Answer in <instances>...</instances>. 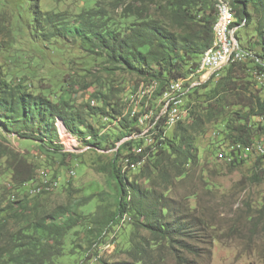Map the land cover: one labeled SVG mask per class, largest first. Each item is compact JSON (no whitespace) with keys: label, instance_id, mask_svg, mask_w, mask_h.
Returning <instances> with one entry per match:
<instances>
[{"label":"trees","instance_id":"16d2710c","mask_svg":"<svg viewBox=\"0 0 264 264\" xmlns=\"http://www.w3.org/2000/svg\"><path fill=\"white\" fill-rule=\"evenodd\" d=\"M17 1L27 3L26 12L18 11V16L23 20V27L26 23L25 29L35 45L47 46L51 41L67 38L78 41L90 54L103 59L105 71L134 76L136 80L131 86L134 90L131 88L129 95L136 92L141 81H157L158 87L149 102L145 98L138 100L140 113L145 107L155 105L169 80L183 77L195 68L213 41L216 0H113L121 9L122 21H114L107 9L98 4L67 16L42 11L36 3L30 4L31 0ZM226 1L236 15L234 25L239 30L250 27L248 33H234L240 48L250 55L245 60L229 63L189 89L185 97L187 118L175 124L172 135L168 136L161 117L152 130L150 144L141 137L127 138L139 134L140 125L137 116L129 112V100L118 97L121 88L110 86L107 92L92 94L96 103L86 104V116L75 111L65 99L53 101L42 93L30 92L21 80L12 84L0 74V128L4 132L34 141L43 151H61L62 157L67 158L71 153L61 150L55 124L59 120L80 145L112 152L108 162L112 186L107 195L111 200L98 192L101 204L95 212L84 213L83 208L92 196L52 208H43L38 200H33L51 191L29 194L28 182L39 180L40 174L35 177V166L24 155L5 148L3 155L13 181L9 188L15 186L10 188V199L0 196V264H59V258L65 254L66 237L72 230L85 227L88 235L97 236L107 227L132 219L136 235L140 231L145 234L139 241H134L137 237L132 234L131 261L116 264H151L145 262L148 257L145 245L150 246L147 241L166 242L193 252V246L186 240L195 223L188 208L179 204L169 211L170 203L165 202V196H157L152 188L161 186L168 191L176 179L188 173L187 167L199 165L196 137L206 132L207 124L226 119V134L213 130L212 135L218 142L227 141L229 146L241 144L245 148L264 138V94L249 80H258L260 73L264 75V0ZM211 83L213 87L202 107L188 100L196 89ZM94 116L102 118L105 128L100 130L92 123L89 117ZM134 147H139L140 152H132ZM126 156L131 164L144 160L136 167L139 172L132 179L127 175L136 169L123 168ZM250 156L232 163L247 161ZM261 157L264 155L256 156L255 165ZM138 179L148 181L152 188L146 189ZM170 213L173 216L169 218ZM176 258L181 264L187 261L183 255L177 254Z\"/></svg>","mask_w":264,"mask_h":264},{"label":"rangeland","instance_id":"374dc122","mask_svg":"<svg viewBox=\"0 0 264 264\" xmlns=\"http://www.w3.org/2000/svg\"><path fill=\"white\" fill-rule=\"evenodd\" d=\"M31 3H36L42 11L59 12L67 16L78 14L83 7L98 4L107 9L106 12L114 21H122L121 9L113 4V0H31ZM26 10L25 2L0 0V44L4 40L8 41L6 45H0V74L3 77L12 84L21 80V84L30 92L42 93L53 101L65 99L75 111L86 116V104H91V101L96 103V99L91 97L94 93L107 92L110 86H114L122 89L119 98L130 96L131 86L136 80L134 76L119 71H105L102 69L103 59L90 54L87 47L78 41L67 38L51 41L47 46L35 45L25 29L26 23L23 27V20L18 16V11L25 13ZM249 31L250 27H242L237 30V34ZM249 80L264 94V79ZM211 87L213 83L196 89L188 96V100L202 107ZM188 114L189 110L182 121ZM89 119L100 130L105 126L102 118L94 116ZM57 122L60 121L56 120L55 124ZM173 128L167 126L168 136L172 135ZM213 130L225 135L226 119L207 124L206 132L196 137L199 165L196 168L187 167L188 173L176 179L172 189L164 191L161 186L154 189L148 181L137 180L146 189L152 188L157 196L163 194L165 202L170 203L169 211L183 204L195 222L190 236L186 237L193 246V252L172 247L166 242L147 241L150 246L145 245L148 255L146 263L181 264L176 258L179 254L186 257L184 264H264V157L255 165L256 156L260 154L229 149L227 141L218 142L214 138ZM262 140L264 142V138ZM116 144L119 145L120 141ZM5 148L24 155L35 166V177L48 172L57 181L51 192L33 199L38 200L43 208L92 196L84 210L78 211L95 212L101 204L98 192H103L102 196L111 200L107 197L112 186L108 174L111 150L87 148L70 134L62 142L61 150L71 154L63 158L61 151H43L34 141L7 134L0 128V196L6 200L10 199V188L15 185L9 188L13 181L3 155ZM224 150H227L226 153ZM248 155L251 156L247 161L232 163ZM230 156L232 158L227 159ZM138 172L139 169L131 170L127 176L132 179ZM172 216L171 213L168 215L169 218ZM132 222L133 219L125 220L107 227L97 236L88 235L85 227L72 230L66 237L65 254L59 258V264H116L131 261L132 234L137 237L134 241H139V237L145 234L140 231L136 235ZM75 230L77 232L74 233Z\"/></svg>","mask_w":264,"mask_h":264},{"label":"bare ground","instance_id":"6f19581e","mask_svg":"<svg viewBox=\"0 0 264 264\" xmlns=\"http://www.w3.org/2000/svg\"><path fill=\"white\" fill-rule=\"evenodd\" d=\"M215 7H216V20L212 27L213 41H212V44L201 54V56L198 59L197 65L194 66L195 68L191 69L183 77H178L176 79L169 80L168 83H166V86L164 87L161 95L157 97L155 105H153V107L152 106L145 107V110L142 113H140L141 111L137 112L138 100L145 98L144 100L146 102H149L153 93L158 87L157 81H150V82L141 81L140 84L138 83L139 84L138 89L137 90L135 89L136 92L134 94L130 95L129 97L125 95L126 97L123 98L125 99V101L129 100L127 102L128 103L127 107L130 110L129 112L131 113V115L137 116V124L140 125V128L143 127V124L145 125V127L143 128V130L140 131L139 134H134V135H138V138L139 137L144 138L145 142H147L146 144H150L152 142L153 140L152 130L154 129V126L159 121V119H161V117H164V121H165L164 123L166 126H174L179 121H182L184 116L187 115L188 113V107L186 105V99H185L186 93L189 89H191V88L189 89H185V88L189 85V83H192L194 80H200L204 76L210 75L212 65L215 62V57L222 53V45H229L230 34H231V38H236L234 34L236 32L231 31V28L233 26V19L234 21L236 20L235 19L236 15L233 13L231 6L227 3L226 0H216ZM229 9L231 11V17H225L223 20L224 11H228ZM247 57L248 56L241 57V58H233L229 61H224L219 66V69L223 68L226 65H229V63L231 62L245 60ZM257 77L259 79H263V74L260 73ZM204 81L205 80L200 81L197 85L201 84ZM169 87H176V91H184V93L175 95L171 100V105L161 106V103L165 101L169 95H172V88H169ZM140 103L142 104V102ZM142 108H143V105H142ZM155 114H156V117L154 118ZM56 125L58 127V132L60 135L61 143L62 142L64 143V141H66V136H70V134L66 129L62 127V124L60 122H57ZM63 131H66V132L64 133ZM240 145L241 144L231 145L229 149L231 150H235L236 148L241 149L242 147ZM65 149L69 150L68 148H65ZM242 150L246 152H256L260 155H264V149H260L258 140H255L251 144V146L242 148ZM138 151L140 152L139 147H134L132 150V152H137V153ZM218 153L220 156H223L222 155L223 151L222 153L221 152H218ZM231 158L232 156L228 157L227 159H231ZM142 161L144 160H139L136 163L131 164L129 161V157L126 156L125 158H123L124 168L131 166L132 169H134L140 166ZM46 174H47L46 172L43 175L40 174L39 180L34 181L32 184H29L30 182H28V185L26 184L29 194L35 195L37 193L40 194V192L42 191L49 192L54 189V187L57 185V181L49 178Z\"/></svg>","mask_w":264,"mask_h":264},{"label":"built area","instance_id":"2783aa9c","mask_svg":"<svg viewBox=\"0 0 264 264\" xmlns=\"http://www.w3.org/2000/svg\"><path fill=\"white\" fill-rule=\"evenodd\" d=\"M225 17H231L230 9L228 11H224L223 20H224ZM238 28H239V26H234V19H233V26L231 28V31H237ZM249 55L250 54L248 52H246L245 50L240 48L237 38H231V34H230L229 45H222V53L215 57V62L212 65V69H211L210 75L204 76L200 80H194L192 83H189V85L185 89H189V88H192V87L196 86L202 80L209 79L210 76H212L214 73L218 72L219 66L224 61H229V60H231L233 58H241V57H245V56H249ZM263 79H264V75H263ZM169 88H172V95H169L166 98V100L161 103V106L162 105H171V100H172V98L175 95L184 93V91H176V87H169ZM156 114H155L154 118L156 117ZM144 127H145V125L143 124V127L140 128V131L143 130ZM132 137H138V135L129 136V138H132ZM258 142H259L260 149H264V142L260 141V140H258ZM35 193H37V192H35Z\"/></svg>","mask_w":264,"mask_h":264}]
</instances>
